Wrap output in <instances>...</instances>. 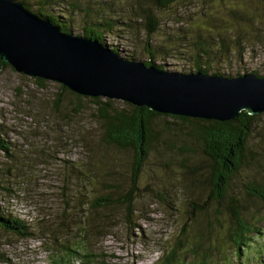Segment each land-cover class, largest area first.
<instances>
[{
  "label": "rangeland",
  "instance_id": "374dc122",
  "mask_svg": "<svg viewBox=\"0 0 264 264\" xmlns=\"http://www.w3.org/2000/svg\"><path fill=\"white\" fill-rule=\"evenodd\" d=\"M15 1H24L30 11L41 8L58 15L73 36H81L84 27L101 17L117 19L114 28L102 33L108 48L121 58L133 55L135 61L149 62L148 50L155 54V48L165 45L170 48L166 57L155 55L154 63L168 72L189 74L196 64L204 67L203 59L189 58L195 48L188 44H204L213 52L222 40L225 48L219 52L228 59L210 61V75L239 77L256 71L264 78V0H176L162 10L155 9L152 0ZM138 4L151 7L158 19L151 36L137 19ZM34 79L11 67L0 72V141L7 147V152L0 150V211L23 221L32 233L22 238L0 229V264H51V250L77 243L74 237L85 214L92 225L104 219L114 225L89 231L85 240V248L99 255L98 264H161L180 241L182 226L184 239L199 246L196 262L206 252L207 264H264V204L247 194L249 187L264 189V113L255 115L242 169L220 203L208 199L211 165L201 141L190 136L186 124L155 118L159 134L151 139L127 224L122 207L92 210L90 203L116 199L120 194L113 187L121 193L128 190L134 152L104 142L102 123L90 101L60 92L56 82L44 80L39 87ZM110 101L115 110L128 108L122 101ZM229 199L237 203L243 219L257 221L262 231L252 237L254 245L240 260L229 245L235 225ZM205 201L206 213L191 210V203ZM54 240H59L56 245ZM176 258L177 264L191 262L185 249H179Z\"/></svg>",
  "mask_w": 264,
  "mask_h": 264
},
{
  "label": "trees",
  "instance_id": "16d2710c",
  "mask_svg": "<svg viewBox=\"0 0 264 264\" xmlns=\"http://www.w3.org/2000/svg\"><path fill=\"white\" fill-rule=\"evenodd\" d=\"M175 1L176 0H152V4L155 9L157 8L162 10L168 8ZM18 3L23 5V7L30 13L37 15L42 20L50 22L62 33L71 34L70 26L66 24V21H60L61 19H59L58 15L52 16L46 14L41 10V8H37L36 11L32 10V12L30 11V5L25 4L24 1H19ZM48 4L49 3H45L44 5ZM137 9L139 13H137L136 16L141 23L143 21L145 23L143 30L146 36L155 34L158 28V19L153 14L151 7L138 4ZM104 14H106L105 11ZM118 23L119 21L117 19L101 17V19H98L96 22L92 24L90 23L91 25L88 27H84L82 29L81 36L76 37H81L90 41L96 40L104 48L118 56L116 50L109 49L104 43L102 35V33L108 32L114 28V26ZM182 40L186 41L188 39L182 38ZM205 42L208 43V41ZM237 43L239 44L240 42ZM192 44L193 45L188 44V46H193L195 50L193 53L189 54V58L196 61L200 58L203 59L207 64L204 67L196 64V71L189 74L200 72L204 75L224 77V75L219 73H213L211 75L209 74L210 61L217 59V57L223 61L228 59L227 55H222V53L219 52V50L225 48L223 41H220L221 48H218L216 51L213 50V52L210 46L200 43ZM169 50L170 48L165 45L155 48V54L149 49V62L135 61L133 55H130L129 58L125 59L119 56L118 57L129 62L143 63L145 67H155V69L161 72H168L164 71L161 65L154 63V56L162 55L166 57V54ZM6 67L10 66L0 61V72H2ZM251 74L258 78H262V76L258 75L256 71H252ZM224 78L231 79L237 77L228 76ZM34 81L39 87H43L45 83V81L42 79H34ZM59 90L60 92H67L73 95L78 101L86 99L95 105V109L97 111L96 118L102 123L103 126V136L105 143L120 149H131L134 152V162L128 190H126L124 193H121V191L118 190V187H113L114 191L119 192L118 194L120 195L116 199H113L111 196L96 198L90 203V208L92 210L103 209L114 205L120 206L125 210V214L127 215L125 223H130L129 217L134 213L132 206L134 204L135 195L139 190L137 184L143 165L149 156V145L153 135L159 134V131H155L153 127V120L155 118H169L172 122L186 124L191 128L190 136L201 141L203 154L211 165L207 179L210 186V194L208 199L211 202L216 203L226 201L229 186L237 173L242 169L244 158L247 152L248 140L251 135L253 125L257 119L256 116H250L247 114V112L242 111L237 118L231 121L217 122L158 114L145 107H134L127 103V109L115 110L111 108L113 101H110L109 99L102 101L100 98L82 97L74 94L61 85L59 86ZM166 128L168 129V127ZM0 150L7 152V147L3 145L2 141H0ZM112 193L114 194L115 192ZM247 194L264 204V189L262 186L256 188H247ZM228 203V212L234 219L235 223L233 230L229 233V245L234 246V254L238 260H240L242 256H245V253H247L248 249L250 250L249 247L254 245L251 242L252 237H255V234L261 235L262 231L260 230L257 221L249 223L240 216V208L234 200L229 199ZM207 206V201L198 206L195 203L190 204L191 210H194L198 213H206ZM89 220H91V218H89ZM189 220L192 219L189 218ZM109 221L110 220L106 221L104 219L101 224L98 223L97 225H92V221H87V214H85L78 225V234L76 237H74V240H77V243H75L73 246H64L60 244L58 245V249L51 250L50 252L54 257V259L51 260V264H98L100 262L99 255L91 253L87 248H85V240L89 236V231L92 232L95 230L98 232L100 230H107L114 227V225H108ZM0 229L7 233H12L18 237H32V233L29 231L23 221L15 217L5 216L1 211ZM186 234V228L185 226H182L179 234L180 241H178L176 245L173 246L169 252H167L164 261L161 264H177L176 253L179 249H182V252H184L185 249V254L189 255L191 262L195 261L196 264H207L206 260L208 257L206 252H203L201 257L197 258L200 259V261L196 262L195 258L199 253V246L193 242L189 243L187 239H184ZM199 237L200 239L203 238V236L200 235ZM58 241L59 240H54L53 244L56 245V242ZM191 262L189 263L191 264ZM189 263H186V261L179 262V264Z\"/></svg>",
  "mask_w": 264,
  "mask_h": 264
},
{
  "label": "water",
  "instance_id": "95a60500",
  "mask_svg": "<svg viewBox=\"0 0 264 264\" xmlns=\"http://www.w3.org/2000/svg\"><path fill=\"white\" fill-rule=\"evenodd\" d=\"M0 61L82 97L122 101L168 116L227 122L242 111L264 113V78L161 72L123 60L96 40L62 33L13 0H0Z\"/></svg>",
  "mask_w": 264,
  "mask_h": 264
}]
</instances>
